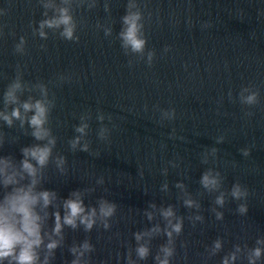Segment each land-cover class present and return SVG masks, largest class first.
Instances as JSON below:
<instances>
[{
	"label": "clouds",
	"instance_id": "9594fccd",
	"mask_svg": "<svg viewBox=\"0 0 264 264\" xmlns=\"http://www.w3.org/2000/svg\"><path fill=\"white\" fill-rule=\"evenodd\" d=\"M43 9L42 19L30 24L32 34L42 40L49 38V33L58 35L59 38L79 42L78 27L83 21H78L75 15L76 9L85 5L89 10L97 7V0H37ZM104 11L110 13V5L105 0ZM6 10L0 9V15H6ZM151 13H149V18ZM121 28L117 34L120 46L126 56H135L140 60H146L149 67L155 58L154 50H147V36L145 33V15L139 0H127L125 14L121 16ZM97 29H103L105 37L113 34V28L107 24L97 22ZM2 34V28H0ZM26 38L21 36L14 46L17 54L26 53ZM41 45V48H44ZM169 47L164 51L168 52ZM129 66L133 61L129 60ZM68 77L60 76L63 82ZM27 93L26 98L25 94ZM231 98V93H229ZM239 101L242 105L254 106L259 103V91L253 87H243L239 93ZM0 121L8 128L17 127L26 136H31L35 143L23 146L20 149L22 159L19 161L13 155H0V264H52L56 257L57 249L65 245V229L77 231L83 229L90 233L95 227L104 230L111 228V219L116 215L118 205L101 197L95 205L85 203L86 195L95 191L94 188L76 189L69 193L67 198H61L55 190L43 187L45 171L50 163L55 165L60 174L67 173V159L65 156L53 155L57 145V137L50 127V117L55 107L54 96L50 97V90L43 82L31 83L23 79V72L17 65L14 78L7 85L0 98ZM175 109L162 110L161 118L173 120ZM246 115H252L247 112ZM103 113H98L96 119L101 123L97 131V137L101 141H109L111 129L103 124ZM91 119L90 113H84L79 117L80 123L74 127L76 135L68 140L69 148L76 152H86L99 157V153H92L89 134ZM109 121L111 115L107 116ZM18 122V123H17ZM18 138L13 137V142ZM110 142V141H109ZM223 142V137L217 139V143ZM5 143V135L0 133V148ZM218 149H210L205 154L202 163H208V154L215 157ZM244 156L250 154L249 149H241ZM172 163V162H170ZM173 167L177 165L172 164ZM167 168L163 174L167 175ZM103 176L96 180L98 185L104 184ZM201 187L208 193H218L214 199L211 211L216 220H223L224 213L218 209L225 206L227 197L236 201L246 200L248 189L238 181L230 191L222 190L223 178L219 171L212 168L205 170L199 180ZM175 187L180 190L183 206L189 210L194 209L195 214L187 219L195 227L196 222H204L203 215L199 214L201 203L193 198L183 182H177ZM169 185L165 182L161 190L167 192ZM236 212L245 215L248 212L246 203H239ZM144 216L149 222L159 216L163 221L154 223L151 227L133 233L135 248H128L126 264H139V261L147 260L151 255V245L154 238L165 236L166 242L161 244L154 256L155 264H171L176 255V239L184 228V217L177 214L174 205L157 206L150 202L144 210ZM52 226L48 227L49 220ZM223 249L222 238L213 241L207 248V256L211 258ZM94 245L89 239L68 247V252L73 259L66 264H91L90 254L94 252ZM135 252V259L133 258ZM244 258L247 264H258L264 259V236L258 237L255 246L249 248L247 244H236L233 249L222 257L221 264H235L238 259Z\"/></svg>",
	"mask_w": 264,
	"mask_h": 264
}]
</instances>
